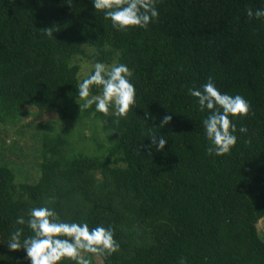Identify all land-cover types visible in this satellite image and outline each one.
I'll use <instances>...</instances> for the list:
<instances>
[{"label":"trees","instance_id":"16d2710c","mask_svg":"<svg viewBox=\"0 0 264 264\" xmlns=\"http://www.w3.org/2000/svg\"><path fill=\"white\" fill-rule=\"evenodd\" d=\"M156 7L147 29L116 31L91 0H0V153L18 159L0 163V264H30L6 244L17 228L21 239L32 235L15 221L41 206L90 229L111 226L119 250L103 264H264V21L246 15L264 3ZM94 62L130 69L136 103L126 118L80 111L77 85ZM209 78L249 103L233 119L247 132L219 157L206 151L207 113L188 94ZM49 114L60 130L40 123ZM78 127L104 135L107 145L93 139L99 156ZM153 135L167 140L162 151Z\"/></svg>","mask_w":264,"mask_h":264},{"label":"clouds","instance_id":"9594fccd","mask_svg":"<svg viewBox=\"0 0 264 264\" xmlns=\"http://www.w3.org/2000/svg\"><path fill=\"white\" fill-rule=\"evenodd\" d=\"M91 3L96 12L103 13L104 18L111 21L116 31L147 29L159 16L158 0H91ZM246 15L249 19L264 21V7L248 8ZM45 33L52 36L49 30ZM131 75L124 63L106 66L94 62L91 73L77 85V96L83 102L78 103L80 111L94 106L95 112L108 115L111 111L114 117L126 118L136 103ZM188 94L196 98L198 111L207 113L202 121L204 139L208 142L206 151L217 157L228 154L237 142V131L247 132L243 126L237 130L233 119L247 116L248 101L239 94L222 93L211 78L200 88H189ZM169 121L170 117L165 115L160 127ZM149 139L157 152L167 143L164 136L157 139L153 135ZM15 224H27L32 235L21 239L23 230L17 228L10 233L6 246L13 252L23 249L30 264H61L65 259L74 260L76 264H90L89 259L81 258V253L107 257L119 250L111 226L98 225L90 229L86 222L63 221L54 210L45 206L33 207L27 220L17 217ZM178 264H186L185 258H180Z\"/></svg>","mask_w":264,"mask_h":264},{"label":"rangeland","instance_id":"374dc122","mask_svg":"<svg viewBox=\"0 0 264 264\" xmlns=\"http://www.w3.org/2000/svg\"><path fill=\"white\" fill-rule=\"evenodd\" d=\"M87 67L88 66H86V67L83 68V72H84L85 75L87 73H89V71H90V68H87ZM29 123L32 124V125H34V121H29ZM40 123L41 124L42 123L45 124V126L50 129V128L53 127L52 125H56V124L58 125L59 124V121L57 120V117L56 116H54L53 114H49V115H46V117H44L43 119L40 118ZM58 128L60 130L59 125L56 128L57 131H58ZM8 132L11 134L10 136L14 138L13 131L10 130V129H8ZM80 133H81V135L84 136V139L87 142V145L88 146L85 145L84 147L87 146V149H88L87 152H88V154L95 155V156H99L100 154L96 153L93 150L92 147H94V148L97 147V145H95L94 142H93L94 137L99 140L98 143L107 145L106 142H105V140H104V135L101 133V131L100 132H96V131H94V130H92V129L89 128V129H85L83 132H80V128L78 127L77 128V131H75L74 134H80ZM69 134L72 137V134L71 133H69ZM81 135H79V136H81ZM0 137H3V135L0 136ZM23 139L25 140V142H26V140H29L28 139V135L25 138H23ZM7 142L11 143V138H7ZM34 145H35V142H34ZM79 145L80 144H78V146ZM78 146L76 145V147H78ZM0 148H1V143H0ZM14 150H15V152H17L16 148ZM1 153H2V156L3 155H6V156H3V157L0 158V163L2 161L3 162L4 161H10L12 158L15 159V161H18V159L15 156H13L14 155L13 152L10 153V154H7L5 151H1ZM31 158L34 160V157H31ZM23 160H25V159H21V161H23ZM27 161H30V160H27ZM10 162L11 163H14V161H10ZM258 226H259L260 233L264 236V220L260 221L259 224H258ZM81 258L82 259H89L90 260V264H103V261H102V258L101 257H94V256H91V254H88V253H81Z\"/></svg>","mask_w":264,"mask_h":264}]
</instances>
